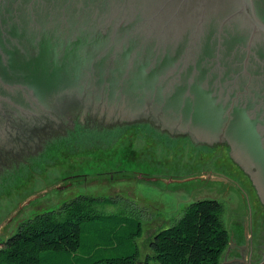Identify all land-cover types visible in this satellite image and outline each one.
I'll use <instances>...</instances> for the list:
<instances>
[{"label":"water","instance_id":"95a60500","mask_svg":"<svg viewBox=\"0 0 264 264\" xmlns=\"http://www.w3.org/2000/svg\"><path fill=\"white\" fill-rule=\"evenodd\" d=\"M4 2L7 36L18 43L4 61L40 98L25 106L29 112L0 99V136L54 119L38 110L54 94L70 95L57 101L65 109L57 125L25 136L24 154L67 132L73 109L89 112L77 124L95 131L149 118L165 119L179 134L201 111L246 141V153L258 148L264 172V0ZM263 180L254 178L264 197Z\"/></svg>","mask_w":264,"mask_h":264},{"label":"rangeland","instance_id":"374dc122","mask_svg":"<svg viewBox=\"0 0 264 264\" xmlns=\"http://www.w3.org/2000/svg\"><path fill=\"white\" fill-rule=\"evenodd\" d=\"M117 126L95 131L74 123L61 136L20 156L18 172L0 180V237L82 195L112 198L115 206L101 209L103 214L128 211L126 215L140 222L143 240L170 226L189 203L216 199L223 206L231 243L238 242L239 223L250 211L245 194L254 206L258 203L228 158V148L197 146L186 136L166 135L146 125Z\"/></svg>","mask_w":264,"mask_h":264},{"label":"trees","instance_id":"16d2710c","mask_svg":"<svg viewBox=\"0 0 264 264\" xmlns=\"http://www.w3.org/2000/svg\"><path fill=\"white\" fill-rule=\"evenodd\" d=\"M111 206L110 197L81 195L36 214L1 243L0 264H220L230 240L216 199L189 203L144 240L128 211L103 214Z\"/></svg>","mask_w":264,"mask_h":264},{"label":"flooded vegetation","instance_id":"af4514ba","mask_svg":"<svg viewBox=\"0 0 264 264\" xmlns=\"http://www.w3.org/2000/svg\"><path fill=\"white\" fill-rule=\"evenodd\" d=\"M7 6L4 2V5H0V99L6 98L7 102L12 105L23 106L21 110L24 112H29L30 110L25 106H30V103H35L36 99H39V95L33 97L28 94V91L22 86V83L18 81L19 79L15 76H11L9 73V69H7L8 64L4 61V51L13 46H17V41L15 39H9L7 36V29L10 27L9 20L6 18L8 14L6 12ZM70 95H60L54 94L51 98H54L50 105L44 109L40 108L39 114L41 116L48 115L54 117V119L46 121L44 124H40L42 122V118L37 120L35 125L30 124L28 128H24L21 125H14L17 131L11 136H0V180L3 176H9L11 174H15L18 172L19 168L23 165L20 159V156L25 155V136L30 137L36 134L39 130L48 127L53 124L57 125V115L63 112L65 109L62 107H58V99L66 100ZM36 98V99H35ZM50 98V99H51ZM33 100V101H31ZM68 113L75 116L78 114L76 118V123H79L80 117H86L89 112L83 113L81 109H73ZM198 116H195V121L192 124H189V128L184 134H179L180 130L178 127H174L172 125L168 126L165 123V119L163 122L157 121L158 125L148 118V122L136 121L135 123L123 124L121 125L119 122L118 129L130 126L137 125H146L148 128L155 129L156 131H161L166 135H172L175 137L186 136L190 139L195 145L201 147H226L228 148V158L230 161L240 170V172L244 175L246 181L253 188L254 195L257 197L256 202L257 206H254V203L251 202L248 194L246 196L247 207L249 208L248 219L247 217L243 218L239 223L240 233L238 242H232L229 240L227 248L224 252V257L220 261V264H264V197L260 190H258V186L254 181V178L264 175L263 165L261 164L262 160L260 159L261 153L258 148L255 147L250 153H246L248 143L244 140H240L239 136L234 132L230 131V129H224L217 121V119L213 116L207 115L201 111H197ZM135 116V115H134ZM105 121H113L116 119L115 117H109L107 115H103ZM131 119L138 120L139 118L133 117ZM61 121V120H60ZM140 122H143L140 124ZM130 125V126H129ZM163 128H161V127ZM191 126V127H190ZM20 131L18 132V130ZM175 129V130H170ZM28 134V136H27ZM6 137L7 139H3ZM193 138V139H192ZM33 139V138H30ZM37 139H35V142ZM235 143H239L242 146V149L238 152H233L232 145ZM30 145V144H28ZM13 165L12 169L5 168L3 166L8 167L9 165ZM249 166V168H248ZM4 173V175H2ZM2 175V176H1ZM138 178H142L143 176L138 175ZM149 179V178H148ZM152 180V179H150ZM0 184L1 183L0 181ZM264 184V180H263ZM254 206V207H253ZM255 210V211H253ZM9 237V236H7ZM0 237V245L7 238Z\"/></svg>","mask_w":264,"mask_h":264}]
</instances>
